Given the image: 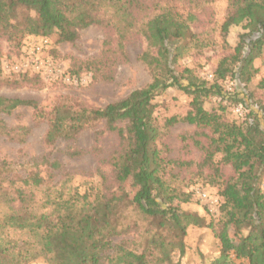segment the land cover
<instances>
[{"label":"trees","instance_id":"1","mask_svg":"<svg viewBox=\"0 0 264 264\" xmlns=\"http://www.w3.org/2000/svg\"><path fill=\"white\" fill-rule=\"evenodd\" d=\"M210 1L0 0V40L5 38L9 50L17 55L30 35L54 34L58 41L73 43L79 31L90 25L111 30L115 37H105L98 57L74 63L70 69L71 74L91 71L94 80L111 79L114 66L125 59V42L136 29L134 14H140L138 31L146 45L139 59L151 76L146 85L101 107L59 95L46 113L35 100L0 95V114L10 115L18 106H29L36 119L46 121L47 145L72 141L83 130L103 122L104 130L118 136L119 146L110 163L116 187L129 179L137 187L129 195L118 194L104 179L75 185L65 173L64 179L55 180L61 169L56 159L42 160L46 176L40 175L38 163L24 176H14L10 163L0 160V206L4 207L0 213V264H24L38 256L49 264H179L173 261V254L183 256L187 228L204 226L205 221L172 203L188 202L193 194L172 185L167 177L174 175L173 167L189 168L192 161L164 156L166 147L159 145L163 134L153 100L172 88L189 96V109L182 116L166 117L164 125L185 122L195 127L192 142L202 153L198 176L218 184L217 223L208 224L220 242L212 264H229L232 256L246 264H264V103L255 102L253 91L247 90L258 73L254 60L264 48V0H226V13L218 27L197 31L199 26L210 25L211 21L204 25L200 17ZM236 28L237 41L217 60L211 81L191 69H178L177 60L187 52L196 54L213 46L214 31L225 42ZM1 56L0 50V74ZM13 74L9 78L16 84L38 78L29 72ZM228 76L237 79L238 93L223 89ZM7 82L0 78V84ZM258 86L264 88V78ZM211 96L240 105L246 112L241 121L224 118L227 103L219 101L208 109L205 104ZM28 130L26 126L10 128L0 121V134L11 140L24 141ZM80 153L78 149L68 152L71 156ZM217 155L219 161H215ZM220 164L229 165L233 174L248 167V184L242 194L235 190L232 176L217 180ZM204 169L208 173L203 176ZM128 206L147 224L140 249L123 237L129 228L123 223ZM203 208L208 213L205 205ZM230 223L238 233L235 244L223 233ZM6 228L25 230L32 240L17 243L7 237Z\"/></svg>","mask_w":264,"mask_h":264},{"label":"rangeland","instance_id":"2","mask_svg":"<svg viewBox=\"0 0 264 264\" xmlns=\"http://www.w3.org/2000/svg\"><path fill=\"white\" fill-rule=\"evenodd\" d=\"M226 7V0L208 2L206 12L202 13L200 17L204 25L211 21L210 25L206 27L199 26L196 28L197 31H201L202 28L218 27L225 16ZM134 16L136 29L125 42L126 57L114 66L113 76L108 80H94L92 72L85 69H82L78 74L70 73L74 63L78 64L82 60L94 59L100 55L106 36L115 37L111 30L102 26L90 25L81 29L78 38L73 43L58 41L54 34L49 37L46 36L50 44L43 52L44 71L29 72L32 75H38V78L32 77L31 80L21 81L18 84L9 78L17 72L9 71L7 66L10 63L19 61L21 51L17 55L9 50V42L2 38L0 40V50L2 52L0 78L8 82L0 84V95L35 100L46 113H49L59 95L74 97L89 105L101 107L125 97L135 88L146 85L150 82L151 76L139 59V54L146 45L145 39L138 31V22L142 17L140 14H134ZM213 33L215 34L213 46L203 48L201 52L196 54L187 52L177 60L178 69H191L196 75L210 81L214 78L213 72L216 62L222 55L232 50L237 41L238 29L231 30L226 36L225 42L219 37V31L216 30ZM254 65L258 67V73L248 84L247 90L253 91L255 102L264 103V88L258 86L259 80L264 78V48L262 55L254 60ZM222 85L223 89L230 93H238L240 90L239 83L234 77L228 76L222 82ZM189 101V96L176 88L157 95L153 100L156 105L154 115L163 134L159 145L163 148L166 147V152L163 155L192 161L189 168L173 167L171 171L174 175L167 176L172 179V185L193 193L188 202L182 203L178 200H172V203L180 206L182 210L197 213L205 221L204 226L192 225L187 228L184 236L185 252L181 257L175 252L173 261H178L179 264H212L219 255L220 242L208 224L211 222L213 224L217 223L218 184L206 183L202 180V176H198L197 162L201 159L202 153L192 142L195 136V127L185 122L176 123L171 127L164 125L166 117L184 115L189 109ZM219 101L222 104H228L226 100L211 96L205 105L209 109L215 107ZM248 103L256 108V105L251 101ZM245 113L244 110H241L240 105L228 104L224 111V118L228 121L240 122ZM0 121L5 122L10 128L26 126L29 129L24 141L11 140L9 137L0 134V160L5 159L10 163V170L14 176H24L37 163L39 164L40 175L46 176L47 166L42 163V160L56 159L61 164V169L55 180L60 177L64 179L65 173H69L72 184L75 185H85L89 181L91 183L102 182V179H104L106 184L112 190L115 189L118 194L128 193L132 195L137 188L130 181L131 179L127 180L120 188L116 187L110 163L113 153L118 149L119 141L115 132H108L103 129V122H98L94 126L83 130L72 141L60 140L53 145H47L44 142L47 123L45 120L35 118L32 107L18 106L10 115L0 114ZM74 149L81 150L82 153L69 155L68 152L74 151ZM219 159L220 155H217L215 161H219ZM219 168L217 180L222 181L232 176L235 190L237 193L242 194L248 184V167L241 168L238 174H233L229 165L220 164ZM206 173H208V170L204 169L203 176ZM50 184V181H48L47 187ZM197 186L207 193L206 198H202L194 191ZM261 187L264 191V175L262 176ZM204 205L208 213L204 210ZM3 210L4 207L0 206V213ZM124 216L123 223L129 225V228L127 234L123 237L129 239V241H126L129 245L140 249L147 224L139 214L132 210L131 206H128ZM236 231L231 223L223 231L229 243L235 244L238 241ZM5 232L7 237L14 239L17 243H21L26 239L32 240V237L25 230L6 228ZM24 264L49 263L44 257L38 256ZM229 264H246V260L236 259L232 256Z\"/></svg>","mask_w":264,"mask_h":264},{"label":"built area","instance_id":"3","mask_svg":"<svg viewBox=\"0 0 264 264\" xmlns=\"http://www.w3.org/2000/svg\"><path fill=\"white\" fill-rule=\"evenodd\" d=\"M50 44L49 39L43 35H30L23 40L21 53L18 62L8 64L7 68L13 72H41L44 71L45 62L43 52ZM202 198H206L204 192L199 186L194 189Z\"/></svg>","mask_w":264,"mask_h":264}]
</instances>
